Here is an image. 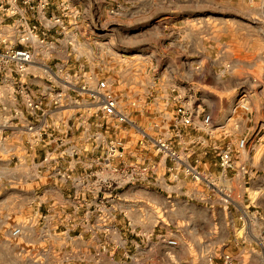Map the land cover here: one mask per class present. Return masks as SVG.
Segmentation results:
<instances>
[{"label":"crops","instance_id":"crops-1","mask_svg":"<svg viewBox=\"0 0 264 264\" xmlns=\"http://www.w3.org/2000/svg\"><path fill=\"white\" fill-rule=\"evenodd\" d=\"M82 1L68 0L61 4L53 0L52 4L49 2L41 7L37 0H32L30 7L20 5L16 15L4 16L0 11V38L9 40L2 29L7 30L5 23H11L14 35H29L21 47L28 49L32 55L23 76L17 73L14 65L0 70V234L6 235L11 231L8 221L30 220V229L25 230L26 225L22 224V231H28L22 232L23 237H27V244L34 242L31 237L37 233L41 245L60 254L57 264H65L61 255L67 253L70 255L66 260L69 258L71 264H130L123 259L127 246L121 238L129 229L137 237L131 264H205L207 254L201 259L203 252L200 251L203 244L217 242L218 233L231 231L230 228H233L232 231H244L243 224L234 226L233 215L230 218L232 224H226L220 215L208 218L209 227L206 229L205 217L200 218L198 214L186 217L184 213L175 214L169 210L166 220L178 230L170 229L168 224L163 230L164 225L158 218V204H164L167 197L153 186L154 181H137V185L123 183L112 189L97 190L98 180L112 177L102 175L104 171L101 169H94L97 162L92 157L93 153H85L83 145L92 124L99 125L100 115L97 113L92 117L82 99H61L62 91L66 89L63 90L54 76L58 71L48 66L49 61L56 63L59 59L56 49L48 56L44 49L47 43L59 46L77 44L84 38L95 40L96 37L88 31L89 27L80 20V13L86 11ZM126 1L118 0L116 5H110L106 0L93 2L97 13H102L103 17L113 12L114 7L129 12L128 17L118 22L127 28H135L137 9L147 12L152 6L148 9L137 0L128 4ZM174 1L165 5L163 13L155 16L154 26L177 31V38L185 46L183 55L186 64L180 65V69L169 70L172 81L177 84L170 89L176 91L175 98L187 105L189 102L196 103L206 114L205 108L211 103L209 94L219 97L218 93L231 92L235 87L229 85L227 79L243 74L247 78L245 81L250 96L246 99L242 97L238 102L243 100L252 110L255 105L253 96L264 93V64L262 70H256L255 64L245 59L254 51L264 57V26L261 32H255L254 28V10L264 9V0H242L244 6L238 5L237 0L235 3H224L222 0H196V3ZM16 24L22 25V30H18ZM133 37L137 38V31ZM225 58L242 61L240 65H245V71H236L235 64L231 61L226 64ZM257 75L259 78L255 77ZM80 76L84 79L83 74L76 73V77ZM82 80H78L79 83ZM78 89L79 86L75 87V90ZM24 93L39 101L40 109L31 112L26 107ZM236 98L237 93L230 96L229 115L224 116V108L213 128L194 129L188 126L193 132L181 134L188 147L190 145V153L204 157L214 152L216 156L221 148L222 136L228 131L225 127L239 123L230 115ZM69 120H73L75 125L70 131ZM248 120L257 124L262 120V112L256 111ZM262 128L264 139V125ZM232 140L235 141L230 138L229 142ZM261 152L264 154V149ZM45 155L50 156L51 164L37 170L34 163ZM56 167L70 173L72 178H58L54 173ZM200 168L209 176L218 171V176L214 177L215 180L221 178L220 185L228 182L232 188L235 185L240 187L243 181L247 186H244L241 196L246 193L256 203L264 201L263 163L238 161L225 171L218 170L216 162L209 166L210 170ZM166 170L160 172H168ZM181 175L178 178L170 175L176 183L173 189L169 188L172 204L189 203L190 194L202 196L204 200L205 191L199 190L194 182L197 188L190 190L188 182L183 181L184 185L179 182L184 178ZM77 177L85 178V183L74 181ZM212 201L219 203L220 199ZM132 208L140 217L132 215ZM217 208L212 215L216 211L220 213V206ZM158 235L175 240L176 245L158 240ZM232 240L238 243L237 238ZM27 263L39 264L28 259ZM213 264H222L221 259L214 260Z\"/></svg>","mask_w":264,"mask_h":264},{"label":"rangeland","instance_id":"rangeland-1","mask_svg":"<svg viewBox=\"0 0 264 264\" xmlns=\"http://www.w3.org/2000/svg\"><path fill=\"white\" fill-rule=\"evenodd\" d=\"M52 1L46 0L47 4L49 2L52 4ZM57 1H60L61 4L68 2V0H55V3ZM93 1L96 0L82 1V6L86 7V11L80 13V20L84 26L89 27L88 31H91L96 37L95 40L88 41L84 38L83 41L77 44L59 46L47 43L44 49L47 56L54 51L53 49H56V56L59 59L56 63L54 60L49 61V65H47L58 71V73H54V76L58 78L63 90L66 89L61 93L62 100L82 99L86 110L92 113V117H95L97 113L100 115V102L95 98L94 92L97 90V83L103 80L108 92L114 96L118 110L127 118L125 122L119 123L111 117H102L100 115L99 125L92 124L88 130L89 135L83 147L85 153H93L92 157L94 160L98 159L97 163L94 164L96 166L93 165L94 169H101L102 172L104 171L102 175L111 176V169L109 172L106 168L108 162L104 161L106 147L109 142H121L124 150L123 157L120 160H110L116 167L125 170L132 165L140 163L150 162L156 165L150 180L154 181L153 186L156 187L158 192L167 197L164 204H158V218L164 225L162 227L163 230H165L167 224L170 229L178 230L166 220L169 210H172L175 214L184 213L186 217H191V215L195 214H198L200 218L202 216L205 217L206 229L209 227L208 218L211 217L212 219L214 218L213 216L220 215L222 221H226V224L228 222L232 224L230 218L233 215V223L236 224L234 226L243 224L244 231H232L233 228H230L232 229L231 231L218 233L220 236L217 235V242L201 246L200 251L203 252L201 259L207 254L205 261L210 257L214 262V260H220L223 254H229L234 259L235 264H264V201L256 203L253 199L247 197L246 193L241 196V191L244 186H247L243 181L240 183V187L235 185L232 188L228 182H223L220 185L219 181L221 178L215 180L218 176V171L210 175L213 179L210 178L209 183L204 181L194 182L189 176H184L179 182L183 185L184 182H188L187 187H191L190 190L197 188L192 182L196 183L199 186V190L205 191V199L202 200V196L194 197L197 194H190L189 203L172 204L170 197L172 195L169 194V188L173 189L175 182L171 180L169 172H160V170L167 169L170 161L163 160L161 154L155 153L154 140L166 141L180 155L182 164L193 167L200 172H203L200 167L210 170L209 166L215 162L217 163L215 159L217 156H215L214 152L204 157L192 154L188 150L190 145L188 147L187 141L183 140L181 136L175 135L176 131L180 134H186L189 131L193 132V129H189V127L174 126L175 108L179 100L175 98L176 91L170 90L171 87L177 86V84L172 81L169 70L171 68L180 69V65L184 66L186 64L187 60L183 55L185 46L177 38V31L173 32V30L162 26L160 28L154 26L155 16L163 13L165 5L174 0H137V3L141 6H145L148 9L149 6L152 7L147 12L137 9V27L135 28H127L118 22L128 17L129 12L125 10L119 11L114 7L112 9L113 12H108L109 16L104 13L103 17L102 13H97L96 5ZM106 1L110 5H116L118 0ZM181 1L196 3V0ZM235 1L222 0L224 3H235ZM130 2L132 0H127L125 3L128 4ZM174 2L179 1L176 0ZM236 3L244 6L242 0H237ZM263 22L264 9L254 10L255 32L263 30ZM4 27L8 29H2V33L5 32L9 36L6 45L12 48H21L22 45L18 42L19 36L13 34L11 23H5ZM16 28L22 30V25L16 24ZM135 31H137V38H131ZM76 55L78 56L77 58H75ZM249 56L248 59H241L253 62L256 70H262L264 57L259 56L256 51ZM224 60H226V62L224 61L226 64L229 61H231V64L234 63L236 71H245V65H240L242 61L236 62L230 58H225ZM74 71L76 73L79 72L81 75L83 74L84 79L81 76L76 77ZM255 77L259 78L258 75ZM246 79L243 74L228 78L229 85L233 84L232 87H235V89L229 93H218L219 97L209 94L211 103L209 107L205 108L206 114L209 116L208 122L214 127L224 108L226 111L224 116L228 114L227 110L229 111L230 108L228 106L229 98L234 93H237V98L234 102L236 104L232 106L230 115L238 119L239 123L225 127V130L228 131L225 136L224 134L222 136L221 148L228 146L231 148L232 154H236L235 157L232 156L233 164L244 160H248L250 163L264 164V154H261L264 149V139L261 136L262 130L257 133L260 121L257 124H253L251 120H248L252 119V115L256 111L262 112V93H258V96L257 94L253 96L255 105L253 106L252 102H250L251 106H253L251 107L253 108L252 110L241 108L238 101L242 97L246 99L250 96ZM78 80H82V82L79 83ZM77 86H79L78 91L75 90ZM258 90L260 91V89ZM244 104L246 105V103ZM192 107L195 108L196 103L193 105L192 102ZM74 126L73 120H69L68 127L70 128L68 131ZM193 127L195 129V126ZM230 138L235 139V141L229 142ZM242 138L245 140V145L241 149L237 146V143ZM88 156L89 154H87ZM98 172L100 174V171ZM181 177L183 176L181 175ZM132 183L137 185V180L127 181L124 184L132 185ZM215 198L220 199V202L213 203L212 199ZM217 206H220V213L216 211L215 215H212V211L218 209ZM131 211L133 216L140 217L139 213L136 214L134 212L133 208ZM22 224L26 225L25 230L32 227V221L30 220L8 221V225L12 229H20L18 234L13 235L11 231L6 235L0 234V264H28L27 259L31 263L57 264L60 254L52 248L47 249L46 246L41 245L38 242L37 233L31 237L34 242L27 244V237H23L22 232L27 233L28 231H22ZM158 229L163 231L160 226H158ZM121 238L127 246L126 256L123 259L131 264L133 262L130 258H133L135 254L133 250L137 243V237L131 234L128 229ZM233 238H237L238 243L235 244V241L232 240ZM69 255L70 253L61 255L62 259H65L63 261L65 264L66 262L71 264L69 263V258L66 260ZM80 264H84V262H80Z\"/></svg>","mask_w":264,"mask_h":264},{"label":"built area","instance_id":"built-area-1","mask_svg":"<svg viewBox=\"0 0 264 264\" xmlns=\"http://www.w3.org/2000/svg\"><path fill=\"white\" fill-rule=\"evenodd\" d=\"M37 3H39L41 7L47 5L46 0H37ZM20 5L30 7L32 6V0H0V11L4 16H13L18 14ZM28 38V34L21 33V35H19L18 42L23 43L27 41ZM6 42L7 40L5 37L0 38V70H5L11 65H14L17 73L20 76H23L27 66L32 61V55L28 49L22 47L12 48L10 46H7ZM96 88L97 90L94 92V96L100 102V115L102 117H111L119 123L125 122L127 118L121 111L118 110L116 100L114 96L110 92H108L105 81H99L96 85ZM261 96L263 100L262 120L260 121V126L257 129V133L260 132L262 126L264 125V93H262ZM24 100L26 107L31 112L40 109L39 101L33 99L28 93H24ZM246 105L244 104L243 100L240 101V107L248 110V107ZM175 115V127L195 126L201 129L213 128V125L208 122V114H205L204 110L198 108L197 105L195 108H193L191 102H189L188 105L186 103L179 102L175 108ZM175 135L179 137L181 136V134L177 131L175 132ZM153 144L155 146V153L161 154L163 160L170 161L169 165L167 166V170L173 178H178V175L182 174L183 176H189L194 182L204 181L205 183H209L211 177L208 174L200 172L199 170L188 165L186 166L182 164L180 155L175 149L171 148L166 141L154 140ZM244 145L245 140L243 138L239 139L237 146L242 149ZM105 153L106 155L104 157V161L108 162L106 164V168L108 169V171L111 169L110 177H112V179L104 177L103 180L97 181V178L95 177L97 181V190L112 189L113 187L119 186L120 184L131 180L148 181L150 180L154 168L156 167L154 163L150 162L132 165L125 170L116 167L114 164H112L111 161L120 160L124 155L122 143L119 141L109 142L106 147ZM216 156L217 165L221 171H225L232 165V150L230 147L227 146L224 148H219L216 152ZM51 161L52 160L50 156L45 155L39 161H36L34 163V166L37 170L44 169L51 164ZM97 161L98 159L96 160V162ZM240 169L244 170L243 166H240ZM54 173L58 178L63 180L72 178L70 173L62 171L57 167L54 169ZM84 180L85 178L82 177L74 178V181L81 182V184L85 183ZM19 230V228H14L11 230V234L16 235L18 234ZM157 239L171 246L176 245L175 240L166 238L164 235H158ZM221 262L222 264H235L234 259L229 254H223L221 257ZM205 264H213L212 258L209 257Z\"/></svg>","mask_w":264,"mask_h":264}]
</instances>
